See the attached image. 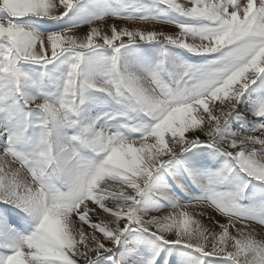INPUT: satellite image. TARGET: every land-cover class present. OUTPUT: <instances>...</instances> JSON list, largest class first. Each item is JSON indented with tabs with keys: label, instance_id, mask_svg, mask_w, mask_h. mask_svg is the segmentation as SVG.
Wrapping results in <instances>:
<instances>
[{
	"label": "snow or ice",
	"instance_id": "snow-or-ice-1",
	"mask_svg": "<svg viewBox=\"0 0 264 264\" xmlns=\"http://www.w3.org/2000/svg\"><path fill=\"white\" fill-rule=\"evenodd\" d=\"M0 264H264V0H0Z\"/></svg>",
	"mask_w": 264,
	"mask_h": 264
},
{
	"label": "rangeland",
	"instance_id": "rangeland-1",
	"mask_svg": "<svg viewBox=\"0 0 264 264\" xmlns=\"http://www.w3.org/2000/svg\"><path fill=\"white\" fill-rule=\"evenodd\" d=\"M149 27H151V26H149ZM164 30L167 31V32H169V33H174V32L177 31V29H175L172 26H164Z\"/></svg>",
	"mask_w": 264,
	"mask_h": 264
}]
</instances>
